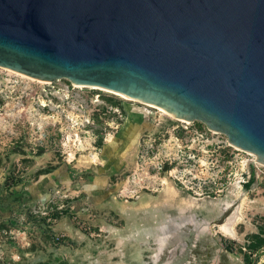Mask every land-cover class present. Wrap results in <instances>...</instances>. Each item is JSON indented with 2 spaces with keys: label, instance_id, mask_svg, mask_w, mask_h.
I'll return each mask as SVG.
<instances>
[{
  "label": "rangeland",
  "instance_id": "obj_1",
  "mask_svg": "<svg viewBox=\"0 0 264 264\" xmlns=\"http://www.w3.org/2000/svg\"><path fill=\"white\" fill-rule=\"evenodd\" d=\"M261 229L264 165L226 135L0 68V264H171L186 238L249 252Z\"/></svg>",
  "mask_w": 264,
  "mask_h": 264
},
{
  "label": "water",
  "instance_id": "obj_2",
  "mask_svg": "<svg viewBox=\"0 0 264 264\" xmlns=\"http://www.w3.org/2000/svg\"><path fill=\"white\" fill-rule=\"evenodd\" d=\"M0 68L205 123L264 165V0H0Z\"/></svg>",
  "mask_w": 264,
  "mask_h": 264
},
{
  "label": "flooded vegetation",
  "instance_id": "obj_3",
  "mask_svg": "<svg viewBox=\"0 0 264 264\" xmlns=\"http://www.w3.org/2000/svg\"><path fill=\"white\" fill-rule=\"evenodd\" d=\"M261 232L264 234V229H261L257 235L251 236L253 241L249 242V252L247 248L239 245L241 240L236 238V231L234 242H221L220 248H217L216 242L211 239L184 238L186 246L184 250H178L171 264H241L246 260L247 254L264 247V235Z\"/></svg>",
  "mask_w": 264,
  "mask_h": 264
},
{
  "label": "bare ground",
  "instance_id": "obj_4",
  "mask_svg": "<svg viewBox=\"0 0 264 264\" xmlns=\"http://www.w3.org/2000/svg\"><path fill=\"white\" fill-rule=\"evenodd\" d=\"M11 71V70H10ZM78 87V86H77ZM88 88H93V89H99V88H94V87H88ZM100 90H102V89H100ZM162 110V109H161ZM166 113V112H165ZM171 115V114H170ZM173 116V115H172ZM174 117V116H173ZM96 159V158H95ZM263 165V164H262ZM231 228V227H230ZM229 228V225H222V226H220V230H221V232L223 233V234H225V235H228V236H230V237H232V234H233V232L231 231V229Z\"/></svg>",
  "mask_w": 264,
  "mask_h": 264
},
{
  "label": "trees",
  "instance_id": "obj_5",
  "mask_svg": "<svg viewBox=\"0 0 264 264\" xmlns=\"http://www.w3.org/2000/svg\"><path fill=\"white\" fill-rule=\"evenodd\" d=\"M255 181H256V177H255V173L253 172L252 177H251L250 181L247 183L246 187L250 188L252 186V184L255 183Z\"/></svg>",
  "mask_w": 264,
  "mask_h": 264
},
{
  "label": "crops",
  "instance_id": "obj_6",
  "mask_svg": "<svg viewBox=\"0 0 264 264\" xmlns=\"http://www.w3.org/2000/svg\"><path fill=\"white\" fill-rule=\"evenodd\" d=\"M156 253H157V252H156ZM158 255H159V253H158ZM158 255L155 254V255H154V258H155V259H158V257H159Z\"/></svg>",
  "mask_w": 264,
  "mask_h": 264
}]
</instances>
